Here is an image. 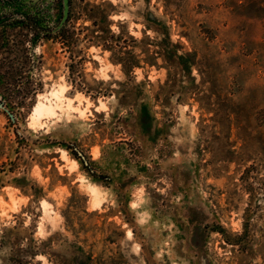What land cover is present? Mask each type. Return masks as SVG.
Wrapping results in <instances>:
<instances>
[{
    "label": "rangeland",
    "instance_id": "rangeland-1",
    "mask_svg": "<svg viewBox=\"0 0 264 264\" xmlns=\"http://www.w3.org/2000/svg\"><path fill=\"white\" fill-rule=\"evenodd\" d=\"M69 3L0 0V264H264V0Z\"/></svg>",
    "mask_w": 264,
    "mask_h": 264
},
{
    "label": "bare ground",
    "instance_id": "bare-ground-1",
    "mask_svg": "<svg viewBox=\"0 0 264 264\" xmlns=\"http://www.w3.org/2000/svg\"><path fill=\"white\" fill-rule=\"evenodd\" d=\"M51 94L54 96L57 97V93L56 91H52ZM49 99V98H48ZM57 99V98H56ZM57 101V100H56ZM54 102V101H52ZM62 103V101H60ZM59 100L58 102H55L56 104L54 105L53 103L51 102H45L44 100L43 101H39L37 102L36 106H34V110L32 111L33 112V119L35 118L37 121L38 118L40 116H42V114H47V115H50V114H53V113H56V107L57 106H62L60 104ZM68 106V105H67ZM63 107V106H62ZM69 109V108H68Z\"/></svg>",
    "mask_w": 264,
    "mask_h": 264
},
{
    "label": "water",
    "instance_id": "water-1",
    "mask_svg": "<svg viewBox=\"0 0 264 264\" xmlns=\"http://www.w3.org/2000/svg\"><path fill=\"white\" fill-rule=\"evenodd\" d=\"M62 4H63V13H62V18H61V23L64 22V20L67 18V15H68V11H69V0H62ZM6 19L5 16H0V23Z\"/></svg>",
    "mask_w": 264,
    "mask_h": 264
},
{
    "label": "trees",
    "instance_id": "trees-1",
    "mask_svg": "<svg viewBox=\"0 0 264 264\" xmlns=\"http://www.w3.org/2000/svg\"><path fill=\"white\" fill-rule=\"evenodd\" d=\"M74 152H75V155H76L77 157H81V156H82V153H80L79 150H74ZM82 161H83V160H82ZM73 264H77V263H73Z\"/></svg>",
    "mask_w": 264,
    "mask_h": 264
}]
</instances>
